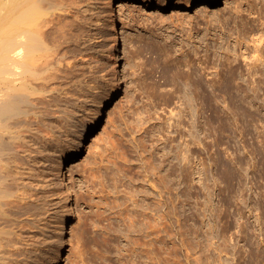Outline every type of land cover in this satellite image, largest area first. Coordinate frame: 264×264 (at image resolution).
Instances as JSON below:
<instances>
[{
    "label": "rangeland",
    "instance_id": "374dc122",
    "mask_svg": "<svg viewBox=\"0 0 264 264\" xmlns=\"http://www.w3.org/2000/svg\"><path fill=\"white\" fill-rule=\"evenodd\" d=\"M201 1L124 4L121 93L69 176L59 254L56 189L27 182L73 155V126L53 129L102 100L116 71L108 0H62L20 137L0 158L14 188L0 199V264H264V0ZM52 136L55 154L40 148Z\"/></svg>",
    "mask_w": 264,
    "mask_h": 264
},
{
    "label": "bare ground",
    "instance_id": "6f19581e",
    "mask_svg": "<svg viewBox=\"0 0 264 264\" xmlns=\"http://www.w3.org/2000/svg\"><path fill=\"white\" fill-rule=\"evenodd\" d=\"M222 1L223 0H202L200 4H198V7L201 11H203L210 6L220 4ZM131 2H139L144 5L152 4L150 0H108V6L111 12L110 16L113 25V37L116 45V71H114L113 86L111 87L109 92L105 94L104 98L100 101L94 102L88 109V111H86L87 113L84 114V116H82L81 118H78L72 112L65 115L66 122L64 121L65 124L63 125L64 127H62L63 129L60 128L59 130L55 131L53 129V132L55 133L57 131L61 135H64L66 134L68 128L73 126V130H71L70 134L73 155L65 158L49 178L46 176V173L44 174L45 169L40 168V165H38L39 162L35 161V163L38 165L36 169L40 168L42 172L44 169V177L41 178L42 175H40L41 177L35 176V179H32L31 183L29 182L30 184L27 182L29 188H31V186H33L34 188V185H36L35 187H37L39 186L38 184H43L45 186L47 185L46 187L52 186L56 189L55 194L60 204V212L62 216L60 222L61 228H58L59 238H57L58 241L56 247V252H59V254L60 252H63L66 247V239L71 232L72 222L74 219V204L72 203L73 190L69 176L73 172L74 167L80 165L83 161V150L85 149L86 143L90 140L92 134L94 133L102 118L105 117L106 111L111 106L113 99L121 93L122 86L121 78L119 77V73L122 67L121 58L128 51V41L124 31L122 15L124 4ZM62 5V0H0L1 161H3L5 152L7 153V151H11L13 146L11 140L7 141V135H9V138L11 137L13 139L18 136V134L13 132L15 130H13L14 124L16 123L18 118L20 116L22 117V114L24 116L25 111L28 110V106L31 100V97H29V95L31 94L27 93V90L30 87L29 82H31L29 81V77H36L40 71V68H38L39 64H41L40 62H42L43 60L46 61L47 58L51 56L50 52L52 51V48L50 47L51 45L49 43L51 40V31L57 30V27L55 28L54 25L50 26V24L52 22V15L56 10L60 9ZM194 5V1H188L181 5L175 4L174 7L176 11L182 12L190 10ZM158 6L161 9L172 7L167 3L161 2L160 4L158 3ZM58 28L61 29V27ZM28 91L30 92L31 90ZM51 124L53 123L51 122ZM62 124L63 122L61 121V126ZM54 125L57 126V124H53V126ZM56 126L54 127L57 129L58 127H61ZM51 130L50 132L52 133ZM21 137L23 138L24 135ZM61 138L62 137H60V140ZM53 139V136L52 139H46V143L42 144L40 147L41 150L44 152L47 151L51 154L54 152L53 154H55L56 149H58L59 143L57 140ZM12 152L13 151H11V153ZM11 153L9 152V154ZM5 169L6 168H3V163L2 166L0 164V199L8 193L9 195H12L10 193H12V190L14 189H12L11 185V187H9V185H6V178L8 177L7 174H9V172L5 171ZM5 172L8 173L5 174ZM38 177L39 179H41L39 180ZM38 180L40 182H38ZM9 181L7 183L12 182ZM22 185L25 186L24 183ZM18 186L20 187L21 184H19ZM20 188L23 189V187ZM33 190H28V193ZM5 204H7V202L3 203V205ZM155 256L158 259L157 254ZM153 260L157 262L155 258H153ZM6 261L4 262L6 263ZM59 263L60 260L58 258H55L52 261H49L47 264Z\"/></svg>",
    "mask_w": 264,
    "mask_h": 264
}]
</instances>
